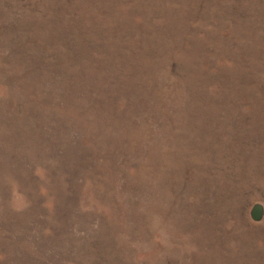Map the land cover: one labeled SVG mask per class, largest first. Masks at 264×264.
Masks as SVG:
<instances>
[{"label": "rangeland", "instance_id": "rangeland-1", "mask_svg": "<svg viewBox=\"0 0 264 264\" xmlns=\"http://www.w3.org/2000/svg\"><path fill=\"white\" fill-rule=\"evenodd\" d=\"M0 264H264V0H0Z\"/></svg>", "mask_w": 264, "mask_h": 264}, {"label": "water", "instance_id": "water-1", "mask_svg": "<svg viewBox=\"0 0 264 264\" xmlns=\"http://www.w3.org/2000/svg\"><path fill=\"white\" fill-rule=\"evenodd\" d=\"M254 217L255 219H259L261 217V207L260 206H257L255 208Z\"/></svg>", "mask_w": 264, "mask_h": 264}]
</instances>
